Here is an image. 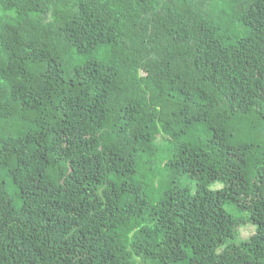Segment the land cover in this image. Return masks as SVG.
Instances as JSON below:
<instances>
[{
	"label": "trees",
	"instance_id": "obj_1",
	"mask_svg": "<svg viewBox=\"0 0 264 264\" xmlns=\"http://www.w3.org/2000/svg\"><path fill=\"white\" fill-rule=\"evenodd\" d=\"M177 262L264 264V0H0V264Z\"/></svg>",
	"mask_w": 264,
	"mask_h": 264
},
{
	"label": "rangeland",
	"instance_id": "obj_2",
	"mask_svg": "<svg viewBox=\"0 0 264 264\" xmlns=\"http://www.w3.org/2000/svg\"><path fill=\"white\" fill-rule=\"evenodd\" d=\"M220 187V184H215L213 186V188H218ZM227 209H229V206L226 207ZM235 215L237 218H242L244 217V213L236 211L235 210ZM235 230L237 232V241L241 242V241H245L248 240L254 233H255V225L250 222V221H241L239 222L236 227ZM173 264H185V263H173Z\"/></svg>",
	"mask_w": 264,
	"mask_h": 264
}]
</instances>
